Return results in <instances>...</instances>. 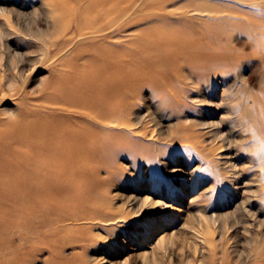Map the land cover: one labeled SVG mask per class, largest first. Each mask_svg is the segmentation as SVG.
<instances>
[{
	"label": "rangeland",
	"instance_id": "obj_1",
	"mask_svg": "<svg viewBox=\"0 0 264 264\" xmlns=\"http://www.w3.org/2000/svg\"><path fill=\"white\" fill-rule=\"evenodd\" d=\"M183 4H189L184 15L190 21L182 23L187 28L201 25L206 18L219 24L226 19L231 23L248 18L264 20L262 2L177 0L168 8L173 10ZM153 26L132 29L128 37L132 39L141 28ZM218 30L223 51H228L229 46L239 50L233 56L235 69L250 79L241 89L250 94L260 92L264 70L257 50L260 47L256 48L246 31L236 26L222 24ZM64 33L60 20L43 0H0V126L19 119L29 127L34 113L53 117L39 106L52 87L64 85L62 75L73 67L83 68L89 60L88 53L81 51L76 41L65 43L70 34ZM208 34L212 35V31ZM138 46L146 51L131 40L130 48L137 50ZM165 66L163 62L157 65L163 79L152 81L157 87L155 91L150 86L134 89L132 114L124 119L133 123L127 140L119 142L114 150L101 153L102 162L96 165L94 176L74 182V193L68 197L72 203L77 201L78 196L87 194L79 185L94 181L95 192L113 203V209L130 215L129 221L114 225L110 235L99 227L92 229L91 234L98 239L94 240L82 235L79 222L54 225L47 219L52 212L66 211L61 205L66 197L29 199L14 207L13 219L0 226L2 251L15 250L21 245L19 236L25 237L22 248L5 254L0 264L16 256L21 259L13 260L14 264H264L263 254L255 259L251 252L264 243V208L257 212L258 221L251 224L249 212L256 211L255 198L251 204L242 205L240 190L235 195L220 193L216 188L222 171L206 156L211 140L206 131L212 119L196 101L197 84L190 68L182 63ZM221 78L229 90L237 86L234 68L221 73ZM212 101L217 106L219 96L212 97ZM142 122L145 130L136 132L134 128ZM220 128L227 129L226 124L221 123ZM234 157L240 171V161ZM217 208L224 217L225 226L220 231L203 221L205 216L215 217ZM75 210L77 207L70 212ZM59 225L58 232L53 229L51 239L44 237ZM207 233L209 242L202 239ZM7 238L11 242L4 245ZM208 243L217 246L215 252L208 249Z\"/></svg>",
	"mask_w": 264,
	"mask_h": 264
},
{
	"label": "bare ground",
	"instance_id": "obj_2",
	"mask_svg": "<svg viewBox=\"0 0 264 264\" xmlns=\"http://www.w3.org/2000/svg\"><path fill=\"white\" fill-rule=\"evenodd\" d=\"M174 1L177 0H43L60 20L64 34H70L65 43L71 39L76 41L81 51L88 53L89 60L83 68L73 67L67 75H62L64 85L52 87L51 94L48 93L46 101L39 106L54 118L34 113L29 127L19 119L0 126V226L4 227L13 219L14 207L29 199L55 195L66 197L61 203L66 211L52 212L47 219L54 225L79 222L82 235L94 240L98 239L91 234L92 229L99 227L110 235L114 225L128 220L130 215L113 209V203L95 192L94 181L79 185L87 194L78 196L77 201L72 203L68 197L74 193L71 187L74 182L94 176L96 165L102 162L101 153L112 151L119 142L127 140L133 123L124 119L132 114L130 102L136 96L134 89L150 86L155 91L157 87L152 81L163 79L157 67L162 62L166 66L182 63L190 68L197 84L196 101L212 119L206 131L211 136L206 156L222 171L215 186L225 194L237 195L240 190L242 205L251 204L255 198L257 208L254 213L249 212V220L251 224L258 221L257 212L264 208V70L260 92L250 94L247 89H241L250 79L243 71L235 69L233 56L239 50L229 46L227 51L225 46L227 52L223 51L217 34L222 24L246 31L253 45L260 47L257 50L264 61V20L248 18L231 23L226 19L219 24L206 18L202 26L187 28L182 23L190 21L184 15L189 4L169 10L168 5ZM243 1L264 3V0ZM148 24L154 26L141 28L132 39L128 37L132 29ZM131 40L146 51L143 52L141 46L137 50L130 48ZM231 68L236 70L237 86L229 90L221 73ZM215 95L219 96L217 106L212 101ZM221 123H225L227 129L220 128ZM145 128L142 122L134 130L142 132ZM17 142L22 143L14 146ZM196 142L199 143L198 136ZM235 155L240 161V171ZM55 185L59 186L53 187ZM62 186L67 188L61 189ZM74 207L77 210L71 213ZM123 207L128 208V205ZM215 212V217L205 216L203 221L220 231L225 226L224 217L220 208ZM60 227H53L44 237L51 239L53 231L58 232ZM208 237L209 233L202 239L209 242ZM24 239L19 236L21 245L15 250L22 248ZM9 242L11 239L7 238L4 245ZM81 247L86 250L84 245ZM216 248L208 243L211 252ZM2 250L0 258L15 251ZM251 252L259 259L260 254L264 255V243ZM16 259L21 258L16 256L13 260ZM13 260L1 264H14Z\"/></svg>",
	"mask_w": 264,
	"mask_h": 264
}]
</instances>
